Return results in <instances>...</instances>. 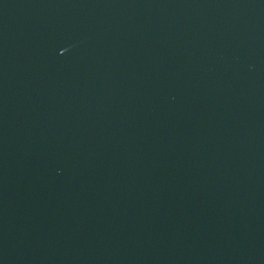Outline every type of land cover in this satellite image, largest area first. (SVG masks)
<instances>
[{"label": "water", "instance_id": "obj_1", "mask_svg": "<svg viewBox=\"0 0 264 264\" xmlns=\"http://www.w3.org/2000/svg\"><path fill=\"white\" fill-rule=\"evenodd\" d=\"M0 264H264V3L0 0Z\"/></svg>", "mask_w": 264, "mask_h": 264}]
</instances>
